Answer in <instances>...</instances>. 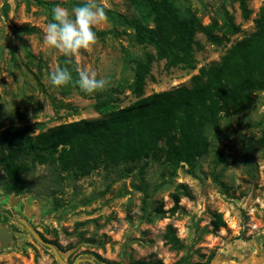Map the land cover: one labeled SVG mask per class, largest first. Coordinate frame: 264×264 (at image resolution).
<instances>
[{
  "label": "rangeland",
  "instance_id": "1",
  "mask_svg": "<svg viewBox=\"0 0 264 264\" xmlns=\"http://www.w3.org/2000/svg\"><path fill=\"white\" fill-rule=\"evenodd\" d=\"M183 15L196 14L204 24L224 7L240 25V32L215 45L202 33L195 39V67L163 68L151 63L144 95L189 85L202 65L217 63L226 49L255 29L264 0H247L251 12L242 17L235 0H174ZM87 0H0V129L29 126L34 134L49 126L79 119L100 118L94 99L75 91L63 95L50 73L58 65V51L45 43L52 10H71ZM107 19L93 29L97 43L91 51L72 57L78 72H95L114 92L118 105L135 100L128 84L136 59L151 45L138 44L133 23L152 25L147 9L127 0H95ZM32 27L31 30H28ZM26 51L35 56L29 60ZM36 59L42 61L40 72ZM207 151L189 165L142 157L100 167L89 174L68 177L48 163L34 162L23 173L20 192L8 193L0 180V228L11 239L0 240V264H58L16 219L21 215L54 244L68 262L78 257L100 264H129L161 260L163 264H264V89L254 93V106L238 113H219L207 128ZM30 162V161H29ZM184 189L174 211L171 193ZM144 198V201H143ZM160 205L162 214L155 212ZM212 211L225 225L214 230ZM167 225L182 247L170 248L162 239ZM79 264H91L83 261Z\"/></svg>",
  "mask_w": 264,
  "mask_h": 264
},
{
  "label": "trees",
  "instance_id": "2",
  "mask_svg": "<svg viewBox=\"0 0 264 264\" xmlns=\"http://www.w3.org/2000/svg\"><path fill=\"white\" fill-rule=\"evenodd\" d=\"M127 1L145 7L153 22L150 26L132 25L135 41L154 48V52L145 50L136 59L128 84L135 100L121 107L117 95L107 89L91 94L83 92L75 84L78 70L74 59L59 55L57 67L67 68L73 77L72 83L57 87L59 92L67 95L75 91L93 98L92 106L101 117L52 125L34 134L25 125L0 129V180L5 192H20L23 173L35 161L53 165L69 178L142 157L172 165L180 161L192 165L207 151L210 143L207 128L216 124L221 111L233 114L254 106L255 91L264 89V3L254 20L255 29L232 43L217 63L200 66L188 86L178 85L144 95L145 79L153 61L163 60L165 70L194 68V50L201 48L196 33H202L209 43L221 45L241 28L224 7L218 16L204 24L196 14L183 15L174 0ZM235 1L242 17L247 18L251 12L247 0ZM26 55L30 61L35 59L28 51ZM36 64L40 72L43 63L36 59ZM2 118L0 106V124ZM180 194L187 192L182 189L171 193L170 211L178 208ZM154 210L157 214L164 213L160 205ZM211 214L214 230L225 225L220 212ZM162 239L170 248L182 247L170 225L166 226ZM129 264L163 263L157 259Z\"/></svg>",
  "mask_w": 264,
  "mask_h": 264
},
{
  "label": "clouds",
  "instance_id": "3",
  "mask_svg": "<svg viewBox=\"0 0 264 264\" xmlns=\"http://www.w3.org/2000/svg\"><path fill=\"white\" fill-rule=\"evenodd\" d=\"M106 19L104 8L95 0H87L85 4L74 7L71 13L57 6L52 10V21L46 26L45 43L68 58L79 55L82 49L91 51L97 43L93 29ZM96 75L95 72L80 70L75 84L85 93L103 91L107 82L97 79ZM49 79L56 87L73 82L71 72L60 67L50 73Z\"/></svg>",
  "mask_w": 264,
  "mask_h": 264
},
{
  "label": "water",
  "instance_id": "4",
  "mask_svg": "<svg viewBox=\"0 0 264 264\" xmlns=\"http://www.w3.org/2000/svg\"><path fill=\"white\" fill-rule=\"evenodd\" d=\"M17 221L19 223H21L25 229L32 235V237L41 245L45 246L46 248H48L51 253L54 255L55 259L57 260L58 264H79L83 261H88L90 263H95L93 258H87V257H78L76 258L73 262H68L63 255L61 254V252L57 249V247L52 244L51 242H49L48 240H46L45 238L42 237V235L39 233V231H37L35 228H33L29 222L27 221V219L25 217L22 216H17L16 217ZM11 239V235L8 232V228H0V240L1 243H6L7 241H9Z\"/></svg>",
  "mask_w": 264,
  "mask_h": 264
},
{
  "label": "flooded vegetation",
  "instance_id": "5",
  "mask_svg": "<svg viewBox=\"0 0 264 264\" xmlns=\"http://www.w3.org/2000/svg\"><path fill=\"white\" fill-rule=\"evenodd\" d=\"M95 261V260H94ZM95 263H96V261H95ZM95 263H91V264H95Z\"/></svg>",
  "mask_w": 264,
  "mask_h": 264
}]
</instances>
